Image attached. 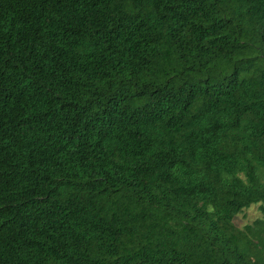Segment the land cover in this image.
Segmentation results:
<instances>
[{
	"label": "trees",
	"instance_id": "1",
	"mask_svg": "<svg viewBox=\"0 0 264 264\" xmlns=\"http://www.w3.org/2000/svg\"><path fill=\"white\" fill-rule=\"evenodd\" d=\"M0 264H264V0H0Z\"/></svg>",
	"mask_w": 264,
	"mask_h": 264
},
{
	"label": "rangeland",
	"instance_id": "2",
	"mask_svg": "<svg viewBox=\"0 0 264 264\" xmlns=\"http://www.w3.org/2000/svg\"><path fill=\"white\" fill-rule=\"evenodd\" d=\"M260 210L258 208V202L251 203L248 206L238 211L233 221L237 226H242L244 223L250 222L253 218L260 216Z\"/></svg>",
	"mask_w": 264,
	"mask_h": 264
}]
</instances>
